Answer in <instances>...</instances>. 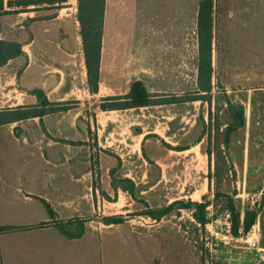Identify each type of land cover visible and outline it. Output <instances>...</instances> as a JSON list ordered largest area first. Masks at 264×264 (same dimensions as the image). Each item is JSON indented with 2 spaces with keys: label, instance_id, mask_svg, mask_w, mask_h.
<instances>
[{
  "label": "crops",
  "instance_id": "1",
  "mask_svg": "<svg viewBox=\"0 0 264 264\" xmlns=\"http://www.w3.org/2000/svg\"><path fill=\"white\" fill-rule=\"evenodd\" d=\"M21 1L3 0L0 13V40L17 41L23 50L0 65V224L16 227L0 234V255L3 264H59L65 249L77 264L80 256L75 251L88 246L99 249L98 263L91 257L88 264H101L102 235L116 224L104 221L108 229L100 230L83 223L77 233L68 230L72 237L59 224L98 217L102 205L111 203L112 192L127 191L115 185L112 172L118 166H148L157 154L145 144L156 134L144 132L128 112L114 113L148 106L105 109L102 105L109 98L127 95L136 81H142L148 91L199 90L200 2L160 0L157 13L147 3L107 0L98 89L94 91L79 9L47 1L23 8ZM226 5L237 20L231 30L232 55L217 57L212 50V68L219 59L221 73L260 71L262 60L256 64L237 52L235 29L245 24L244 14L246 23H253L255 14L263 21L264 0ZM35 90H42L60 109L42 117L10 120L8 111L40 107ZM195 146L176 148L167 143L174 152ZM123 181L133 180L124 174Z\"/></svg>",
  "mask_w": 264,
  "mask_h": 264
},
{
  "label": "rangeland",
  "instance_id": "2",
  "mask_svg": "<svg viewBox=\"0 0 264 264\" xmlns=\"http://www.w3.org/2000/svg\"><path fill=\"white\" fill-rule=\"evenodd\" d=\"M213 1V53L227 57L232 55L231 30L237 20L226 4L237 0ZM132 2L147 3L157 13L161 5L160 0ZM78 6L79 0H67L64 5L77 12ZM142 7L148 9L146 4ZM246 16L241 19L245 24L235 29L237 52L256 64L262 60L260 71L221 73L218 59L207 95L195 90L149 91L159 103L114 112H128L144 132L156 134L145 144L149 150L153 146L151 151L157 154L153 153L155 159L148 166H118L112 172L115 185L127 191L116 187L108 207L102 205L96 212L99 218L85 216L79 224H64L77 233L83 223L107 230L104 214L123 221L112 227L110 236L102 235L101 264H264V20L259 21L255 14L251 17L255 21L249 24ZM204 96L209 101L198 99ZM228 99L246 108L245 126L229 135L226 131L233 117ZM166 142L176 148L197 146L174 152ZM124 174L133 181H123ZM218 194H228L231 199ZM179 200L204 203L206 208L195 210L178 204L160 219L146 214ZM234 209L240 218L237 236L232 232ZM251 218L254 223L246 230ZM62 253L59 264H76L70 252L63 249ZM76 255L80 256L77 264H88L91 257L98 263L99 249L80 246Z\"/></svg>",
  "mask_w": 264,
  "mask_h": 264
},
{
  "label": "trees",
  "instance_id": "3",
  "mask_svg": "<svg viewBox=\"0 0 264 264\" xmlns=\"http://www.w3.org/2000/svg\"><path fill=\"white\" fill-rule=\"evenodd\" d=\"M54 2L55 0H23L19 2L24 5L38 4L43 2ZM67 0H60V2H66ZM107 0H79V20L81 24V34L83 37L84 52L86 57V66L88 69L89 81L92 89L96 91L98 89L99 72H100V60L102 52V38L104 27V16ZM213 0H200V10L198 17V33L200 41V73H199V90L205 92L207 95L212 90V50H213ZM4 10L3 0H0V13ZM23 54L22 46L17 41L0 40V65H4L10 59L16 58ZM38 94L41 105L40 107H28L17 108L15 110L8 111L10 114V120H21L29 117H42L48 113L54 112L57 107H54L45 96L42 90H35ZM198 99L203 101H209L208 96H204ZM194 100V99H192ZM159 100L153 98L151 92H149L142 81H136L133 83L130 92L125 96H118L109 98L107 102L103 103L102 107L105 109H125L133 107L149 106L154 103H159ZM228 105H230L231 115L233 121L229 124L226 134L229 135L232 132L238 130L244 126L245 123V109L241 103H234L228 99ZM231 199L228 194H218ZM180 204L182 208L198 209L202 210L206 208V204L195 201L184 202L182 200L173 202L169 206L162 209H150L146 214L154 219H160L167 215L171 209ZM49 207V206H48ZM234 215L232 232L234 235L239 234L240 218L236 214L235 209L232 210ZM200 222H203V218L198 214H194ZM253 218L246 221V230H249L253 225ZM106 224H116L123 222L118 218L107 217L104 219ZM60 229L68 236L72 237L74 234L64 228V223L59 224ZM16 227L2 226L0 224V234L13 230ZM0 264H3L2 257L0 255Z\"/></svg>",
  "mask_w": 264,
  "mask_h": 264
},
{
  "label": "bare ground",
  "instance_id": "4",
  "mask_svg": "<svg viewBox=\"0 0 264 264\" xmlns=\"http://www.w3.org/2000/svg\"><path fill=\"white\" fill-rule=\"evenodd\" d=\"M198 196H199V194H198ZM200 197V196H199Z\"/></svg>",
  "mask_w": 264,
  "mask_h": 264
}]
</instances>
